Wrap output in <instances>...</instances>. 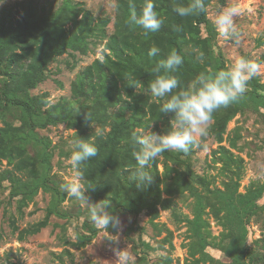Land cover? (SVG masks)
Instances as JSON below:
<instances>
[{
    "label": "trees",
    "instance_id": "trees-1",
    "mask_svg": "<svg viewBox=\"0 0 264 264\" xmlns=\"http://www.w3.org/2000/svg\"><path fill=\"white\" fill-rule=\"evenodd\" d=\"M210 2L205 0L207 8ZM134 3L139 12L144 0ZM156 3L164 24L148 35L128 25V0H116L113 21L108 17L94 18L72 0H62L56 10H46L34 0L16 2L0 10V192L8 193L7 207L15 203L20 219L21 210L39 192L50 199L44 218L21 231L5 210L9 227L23 241L46 229L54 216L67 222L81 220L75 232L76 242L65 239L67 246L81 249L97 237L100 229L87 219V205L83 210L79 205L82 202L63 192L60 185L65 182L53 173L55 150L61 149V144L53 145L40 134L64 126L74 131L72 140L79 137L96 145L98 155L85 165L87 182L95 189L87 195L93 203L109 199L113 215L132 220L131 230L139 234V254L134 264H149L147 252L154 251L141 239L143 229L138 218L144 215L155 228L161 212L169 213L175 226L186 227V264H221L209 256V249L219 252L229 264H264V205L257 206L263 199L264 186L252 184L244 194L239 193L242 161L228 150L220 147L217 152L224 178L220 188L214 185L213 178L193 172L192 150L187 154L168 151L160 156L162 160L153 161L147 169L153 182L144 189L130 180L136 168L131 156L132 133L150 130L162 134L169 127L170 115L160 113L162 101L154 99L148 89L155 64L175 49L184 58L176 73L181 88L201 73L227 68L222 54L214 50L216 33L207 19V10L182 18L173 9L186 6L189 0ZM202 29L206 37H202ZM152 45L158 46L161 53L150 58L147 52ZM99 46L102 59L80 71L71 84L69 99L62 98L51 105L47 95H30L46 80L49 66L59 58L68 56L74 60L76 54L86 56ZM201 51L205 54L202 63L196 60ZM129 82L135 87H127ZM85 112L91 113L89 125L84 121ZM247 114L258 117L264 125V84L255 77L248 81L246 92L237 102L214 112L210 131L215 141L221 144L227 124L236 116L246 119ZM239 139L236 134L229 140V148L237 150ZM71 150L60 151V158L68 159ZM66 202L71 206L69 210L63 208ZM179 202L190 209L191 220L180 213ZM209 220L220 228L218 236H212ZM251 225L257 226L261 236L249 242ZM116 229L117 226L109 227L107 231L116 233ZM164 232L161 246L167 244L172 250V233L166 229ZM63 255L72 260L68 251ZM150 264L172 262L166 254Z\"/></svg>",
    "mask_w": 264,
    "mask_h": 264
},
{
    "label": "rangeland",
    "instance_id": "rangeland-1",
    "mask_svg": "<svg viewBox=\"0 0 264 264\" xmlns=\"http://www.w3.org/2000/svg\"><path fill=\"white\" fill-rule=\"evenodd\" d=\"M24 0H3L0 3V10L9 7L16 2ZM46 10H56L62 3V0H34ZM76 4H81L83 8L89 11L94 18L108 17L111 21L114 19L116 0H72ZM238 6L242 12L234 18L236 27L240 33L239 43L225 41L217 32L214 26V18L221 8ZM207 19L213 25L216 33L214 50L221 53L226 66L239 56H244L257 64V72L253 76L258 78L264 84V0H211L207 8ZM112 31V23L108 27V32ZM202 37H206L202 29ZM102 47H97L92 53L86 56L76 54L75 59L68 56L59 58L56 63L49 66L48 76L30 95L39 96L47 95V101L53 105L60 99H69L71 96L70 87L75 81L81 70L88 67L95 60H101ZM245 117L236 116L227 124L223 142L218 144L211 134L212 121L210 122L208 135L199 138L197 146H194L191 155L193 172L199 176H207L214 179V185L220 188V183L224 179L220 175L222 163L217 153L222 147L228 150L234 157L242 161V175L239 181V193L244 194L252 184L264 186V125L260 123L258 117L248 115ZM160 126V125H159ZM144 132L145 134L148 133ZM141 133V131H138ZM41 136L49 138L53 145L61 144V149L55 150V156L52 161L53 173L63 182L71 179V167L68 159L60 158V151L67 153L71 147L70 141L73 138L74 131L66 130L64 126L49 128L47 131L40 132ZM236 134L240 139L237 141V150L229 148V140H232ZM60 148V147H59ZM159 160H162L160 157ZM5 163H3V167ZM158 171H162L159 166ZM8 193L0 192V264H134L139 254L137 247L138 233L131 230L132 220L127 217L119 218V225L116 233H110L100 229L97 237L87 246L76 249L65 244L68 242L75 243V232L77 231L81 220L73 219L67 222L66 219L51 217L49 225L38 235L26 237L23 241L17 239V233H13L9 227V214L14 217L15 226L18 231L27 228L30 225L40 222L45 215V210L49 204V196L39 192L31 203L21 210L22 218L17 215L16 205L12 204L7 207ZM84 210L86 206L79 203ZM264 205L263 199L257 202V206ZM180 213L192 219L190 209L178 203ZM65 210L71 208L66 202L63 204ZM8 209L9 214L5 215ZM139 227L143 229L141 239L148 243L154 250L147 252L149 254V264L159 257L166 254L170 256L172 264H186L188 258L186 249L183 247L188 244L186 240L187 233L184 225L175 226L172 223L170 214L161 212L158 220L155 221L156 229L150 226L147 218L141 215L138 218ZM210 232L212 236H218V228L212 220H209ZM164 229L172 233L171 245L163 244L162 239L166 236ZM259 229L255 225L249 226L248 241L260 238ZM157 232L161 233L157 235ZM68 251L72 256L70 260L63 255ZM214 260L221 264H229V261L215 250L206 251ZM56 258H60L62 263Z\"/></svg>",
    "mask_w": 264,
    "mask_h": 264
},
{
    "label": "clouds",
    "instance_id": "clouds-1",
    "mask_svg": "<svg viewBox=\"0 0 264 264\" xmlns=\"http://www.w3.org/2000/svg\"><path fill=\"white\" fill-rule=\"evenodd\" d=\"M128 7V25L138 27L144 35L159 31L164 24V18L158 14L156 0H144L139 12L134 0H128ZM206 10L205 0H189L186 6L178 5L173 9L182 18L200 15ZM241 12L235 5L218 10L213 22L218 34L225 41L239 43L240 33L234 18ZM160 53L161 49L152 45L147 55L151 58ZM204 59L205 54L198 52L196 60L202 63ZM183 62L184 58L173 49L152 69L154 79L150 81L148 89L154 99L162 101L159 106L160 113L170 115V119L168 129L162 134L151 131L146 134L132 133L131 142L134 147L131 156L136 168L130 180L139 189L152 184L153 175L147 169L163 153L172 151L187 154L197 146L198 139L208 135L214 112L237 102L246 92L248 81L257 72L255 62L239 56L227 68L201 73L190 84L181 88V81L176 73ZM126 86L135 87L131 82ZM177 89L180 90L175 91ZM91 118V113H84L86 124L89 125ZM70 143L72 150L68 163L71 167V179L60 185L61 190L70 198L87 205V219L90 223L106 231L109 227L118 226L119 218L110 211L111 201L105 199L93 203L87 195L90 190L95 189L93 184L87 182L85 165L98 155L96 145L79 137Z\"/></svg>",
    "mask_w": 264,
    "mask_h": 264
}]
</instances>
